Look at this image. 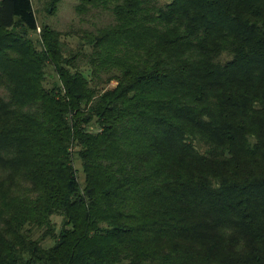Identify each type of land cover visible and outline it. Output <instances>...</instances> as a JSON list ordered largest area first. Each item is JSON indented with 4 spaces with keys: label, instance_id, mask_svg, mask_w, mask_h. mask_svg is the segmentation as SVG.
Returning a JSON list of instances; mask_svg holds the SVG:
<instances>
[{
    "label": "trees",
    "instance_id": "16d2710c",
    "mask_svg": "<svg viewBox=\"0 0 264 264\" xmlns=\"http://www.w3.org/2000/svg\"><path fill=\"white\" fill-rule=\"evenodd\" d=\"M95 10L0 0V264H264V0Z\"/></svg>",
    "mask_w": 264,
    "mask_h": 264
},
{
    "label": "rangeland",
    "instance_id": "374dc122",
    "mask_svg": "<svg viewBox=\"0 0 264 264\" xmlns=\"http://www.w3.org/2000/svg\"><path fill=\"white\" fill-rule=\"evenodd\" d=\"M51 0H33L34 7L39 20V25L45 23L50 24L54 28L67 32L72 28L80 26L93 27L94 24H105L111 20V16L107 12L93 11L87 14H79L77 5L81 0H59L56 9L50 10ZM66 38V39H65ZM64 40L74 44V37H64ZM116 84L115 82L112 83Z\"/></svg>",
    "mask_w": 264,
    "mask_h": 264
}]
</instances>
